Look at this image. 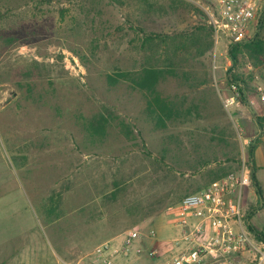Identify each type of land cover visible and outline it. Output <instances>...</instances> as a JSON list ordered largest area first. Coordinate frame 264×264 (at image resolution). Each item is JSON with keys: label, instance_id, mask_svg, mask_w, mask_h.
<instances>
[{"label": "rangeland", "instance_id": "obj_1", "mask_svg": "<svg viewBox=\"0 0 264 264\" xmlns=\"http://www.w3.org/2000/svg\"><path fill=\"white\" fill-rule=\"evenodd\" d=\"M137 12L148 32L202 20L178 0H0V264L79 260L129 230L140 233L133 246L142 252L127 264H163L166 208L236 169L249 144L264 145V103L225 112V60L213 57V43L200 56L201 42L186 48L155 88L179 113L141 112L145 97L125 93L121 76L143 62L124 24ZM258 59L248 61L257 68ZM248 61L240 58L246 76ZM98 114L112 120L103 130L90 125ZM119 120L140 136L125 137ZM249 194L248 208L251 186ZM252 223L264 230V210ZM154 247L162 253L148 257Z\"/></svg>", "mask_w": 264, "mask_h": 264}, {"label": "built area", "instance_id": "obj_2", "mask_svg": "<svg viewBox=\"0 0 264 264\" xmlns=\"http://www.w3.org/2000/svg\"><path fill=\"white\" fill-rule=\"evenodd\" d=\"M182 1L202 12L211 31L213 57L225 60L226 72L231 67L229 46L254 37L264 14V0ZM245 69L252 74L254 97H249L239 83L227 86L222 106L229 117L239 107L264 103V84L256 72L264 75V59L257 68L246 62ZM249 188V169L241 160L234 171L168 206L165 212L172 235L161 243L167 255L163 264H264V239L255 236L245 223ZM139 237V232L129 230L121 240L102 242L79 260L58 259L56 264H127L142 252L140 246H133ZM147 237L155 241V231L150 229ZM160 253L154 247L146 254L156 257Z\"/></svg>", "mask_w": 264, "mask_h": 264}, {"label": "trees", "instance_id": "obj_3", "mask_svg": "<svg viewBox=\"0 0 264 264\" xmlns=\"http://www.w3.org/2000/svg\"><path fill=\"white\" fill-rule=\"evenodd\" d=\"M178 1L193 9L198 16H202V20H200V26L192 28L191 30H183L182 32H173L171 34L153 31L148 32V28L144 24L146 22V20L144 19L146 18H144L139 12H137L136 14H124V24L133 32L135 37L134 41L137 44V46L133 47V49H135L137 53L141 54V60H143V62L140 63V68L138 70L134 72H127L121 75L123 78L128 79L129 81V84L124 86V92L130 93L131 91H136V89L141 91V94L143 98L145 97L146 101V104L142 107L141 112L145 114H152L153 112H159L160 114L179 113L177 112V110L174 111V109L172 108L173 106H166L167 104L163 99L159 97L155 88L158 83H160V80H163L164 73L173 74V72H171L166 67H168V65H172L177 56L185 54L186 48L191 46L193 47L194 45L195 48H199V45L197 44L201 42L202 50L196 53L199 56L206 50L211 49V31L205 25L202 12L187 2H184L182 0ZM227 55L231 61V67L226 71L227 77L225 81L227 86H229L231 83H239L244 87L246 92H248L246 80L248 78L251 79L252 74L249 72V74L246 76L243 72V69L242 71H240L239 67L241 65L244 66L243 62L240 63V58L246 59L247 61L248 59L254 60L252 65L257 66V62L259 63L258 58L264 55V14H262V19L259 20L258 29L254 37L249 41L230 45L227 50ZM105 79L107 80V84L110 89H113L116 84L114 78L107 75ZM144 93H147V95ZM151 100L155 105V110L153 109ZM241 101L244 104L246 103L245 95H243ZM113 107L114 106L111 105V108ZM103 110L107 112L108 115L111 113L107 108H103ZM111 121L112 120L106 118L104 115L98 114L96 118H93V125L92 123L90 125L91 127L103 130L105 126L109 125ZM155 121L156 123H162V119L159 116ZM116 126L118 127L119 131L124 134L125 137L133 136L134 132L136 135L140 136V132L135 129V125L131 121L125 122L124 120H119ZM256 146L257 145L255 143L249 144L246 153L245 163L249 169L250 186L255 195L256 203L254 206H250L247 209L245 223L247 225V228L251 232H253L255 236L264 239V232L255 228L251 223L252 216L258 210L264 207V191H262L261 185L257 180V167L254 162V151L256 149ZM226 160L231 161V159L228 157H226ZM234 170L235 169H231L227 170L226 172H222V176L220 177H223ZM220 177L216 179H219ZM200 188H198L197 190H199ZM197 190H194L192 192H195Z\"/></svg>", "mask_w": 264, "mask_h": 264}, {"label": "crops", "instance_id": "obj_4", "mask_svg": "<svg viewBox=\"0 0 264 264\" xmlns=\"http://www.w3.org/2000/svg\"><path fill=\"white\" fill-rule=\"evenodd\" d=\"M261 131V130H260ZM254 162H255V165L257 167V171H256V177H257V180L258 182L260 183V185H264V145L262 144H259L256 146V149L254 151ZM262 182V183H261ZM262 188V191H264V186H261ZM261 210H264V207H262L260 210H258L257 212L261 211ZM256 212V213H257ZM255 213V214H256ZM254 214V215H255ZM254 215L252 216L251 218V223H252V219L254 217ZM253 224V223H252ZM254 225V224H253ZM255 228H257L255 225H254ZM258 229V228H257ZM262 232H264V230H261V229H258ZM172 232V230H171ZM122 262L120 261V264Z\"/></svg>", "mask_w": 264, "mask_h": 264}]
</instances>
